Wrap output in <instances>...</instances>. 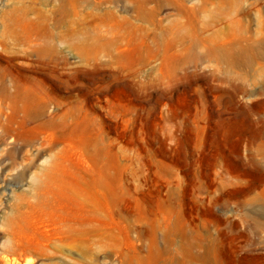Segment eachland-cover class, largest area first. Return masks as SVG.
Listing matches in <instances>:
<instances>
[{
    "label": "rangeland",
    "instance_id": "374dc122",
    "mask_svg": "<svg viewBox=\"0 0 264 264\" xmlns=\"http://www.w3.org/2000/svg\"><path fill=\"white\" fill-rule=\"evenodd\" d=\"M260 201L264 0H0V264H264Z\"/></svg>",
    "mask_w": 264,
    "mask_h": 264
},
{
    "label": "bare ground",
    "instance_id": "6f19581e",
    "mask_svg": "<svg viewBox=\"0 0 264 264\" xmlns=\"http://www.w3.org/2000/svg\"><path fill=\"white\" fill-rule=\"evenodd\" d=\"M218 43V42H217ZM230 43V42H229ZM219 45V44H218ZM221 45V44H220ZM242 47V48H241ZM249 47H243V46H239L237 50L234 49H230V54L233 55H237V53H239L240 51H243L244 49H248ZM246 58V57H245ZM237 64V63H236ZM243 75V74H242ZM257 206H258V211L261 214V216L264 218V201H260L257 202Z\"/></svg>",
    "mask_w": 264,
    "mask_h": 264
}]
</instances>
